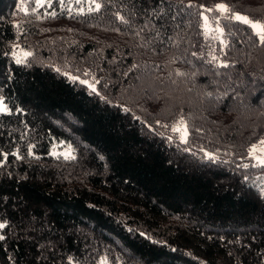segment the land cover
I'll use <instances>...</instances> for the list:
<instances>
[{
    "label": "trees",
    "instance_id": "16d2710c",
    "mask_svg": "<svg viewBox=\"0 0 264 264\" xmlns=\"http://www.w3.org/2000/svg\"><path fill=\"white\" fill-rule=\"evenodd\" d=\"M17 1L0 0V264H264V44L232 18L264 22V0ZM218 3L222 39L202 18Z\"/></svg>",
    "mask_w": 264,
    "mask_h": 264
},
{
    "label": "rangeland",
    "instance_id": "374dc122",
    "mask_svg": "<svg viewBox=\"0 0 264 264\" xmlns=\"http://www.w3.org/2000/svg\"><path fill=\"white\" fill-rule=\"evenodd\" d=\"M53 1L54 0H18L16 8H17L18 13H29L30 14L31 11H36L37 9H39L41 7L47 8V7H49V5L51 6ZM58 1H59L60 6L68 7L70 10L79 11V12L87 11V10H89L90 7L92 9H95V4L98 3L96 0H79V3L77 2V0H63V3H61V0H58ZM219 4H224V3H218L214 6L205 8L204 11H202V18H203V25H204L205 32L210 36L218 37V38L222 39L223 28L221 26L222 24L220 22V17H221V15L223 16L227 12L219 11L217 9V5H219ZM23 9H27V11H24ZM239 14L244 15L242 13H239ZM244 16H247V15H244ZM205 17H207V21H205V19H204ZM249 19H251V18H249ZM251 20L254 22L264 23L261 20H254V19H251ZM25 52L31 53V50L24 48L20 43L15 45V47H14L15 58H17V57H20L22 59L27 58L28 56L24 57ZM82 81H87L88 83L93 84L94 88H96L95 80H93L92 78H85V79H82ZM179 121L175 122L172 125V130H173L174 126H178ZM173 132L182 141L183 132L182 131L181 132L173 131ZM187 137H188V131H187ZM187 137H186V139H187ZM254 145L257 146V151L255 153V156L264 158V151H260V148H264V145H260V141ZM252 147H253V145L251 146V148ZM251 148H250V150H251ZM51 153L53 155H56V156L72 157V156H74V145L71 142L56 139V140H54V142L52 144ZM249 155H250V159L252 160V162L258 164L257 160L255 158H253V154L251 153V151H250ZM251 182L257 188H259L262 192H264V169L257 172L254 175ZM101 264H108V263L103 262Z\"/></svg>",
    "mask_w": 264,
    "mask_h": 264
},
{
    "label": "snow or ice",
    "instance_id": "6c2138e0",
    "mask_svg": "<svg viewBox=\"0 0 264 264\" xmlns=\"http://www.w3.org/2000/svg\"><path fill=\"white\" fill-rule=\"evenodd\" d=\"M77 2L79 3V0H77ZM61 3H63V0H61ZM100 7H101V5L99 3H96L95 4V9H92L90 7L89 11H92V10H97L98 11L100 9ZM217 9L219 11H221V12H229L228 7L226 5H224V4L217 5ZM23 10L27 11V9H23ZM232 18L237 20V21H240V22H242V23H244L246 25H249L254 30L255 35L259 37L260 42L262 44H264V23L254 22L251 19H249V17L241 15L239 13H233L232 14ZM120 19L123 21V17H120ZM204 19H205V21H207V17H205ZM30 55H31V53H29V52H25L24 53V57H27V56H30ZM24 62H25L24 59H22L20 57L16 58V63L17 64H21V63H24ZM222 66L226 67L227 65H222ZM57 71H59V69H57ZM72 79L76 80L78 78L77 77H73ZM81 83L88 84V87L92 88L93 91H95V88H94L93 84L88 83L87 81H81ZM9 111L10 110L7 108L6 103L3 101L2 98H0V113H8ZM173 131H176V132H181L182 131L183 132L182 142L187 143L186 137H187V131L188 130H187V124H186L185 121H183V119H181L178 122V126H174ZM260 145H264V140L260 141ZM250 151L253 154V158H255L257 160L258 164L261 165V166H264V158L255 156V153L257 151V146L253 145V147L251 148ZM260 151H264V148H260ZM3 158L6 159L7 158V154H5ZM209 159H214V157H212L211 154H209ZM3 227H5V225L0 223V228H3ZM2 239H4V237L0 236V240H2Z\"/></svg>",
    "mask_w": 264,
    "mask_h": 264
}]
</instances>
